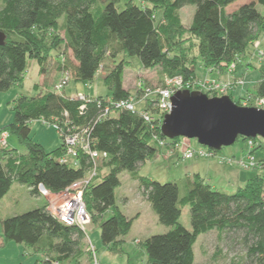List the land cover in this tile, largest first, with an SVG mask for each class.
Segmentation results:
<instances>
[{
    "label": "trees",
    "instance_id": "16d2710c",
    "mask_svg": "<svg viewBox=\"0 0 264 264\" xmlns=\"http://www.w3.org/2000/svg\"><path fill=\"white\" fill-rule=\"evenodd\" d=\"M239 1L142 0L148 5L126 3V8L121 9L120 0H1L0 32L6 38L0 45V93L23 84L29 60L40 66L41 74L53 68L61 72L66 69L72 80L84 83L95 80L107 56L114 61L122 56L104 76L109 95L95 97L115 101L135 97L124 87L125 69L132 57L141 60L146 70L161 68L162 76L169 80L180 77L184 82H196L201 79L198 64L225 73L232 63L245 61L252 43L264 34V14L257 10L258 5L264 9V0H252L229 12V6ZM188 5H195L196 9L191 24L184 25L179 12ZM159 13L161 18L157 20ZM70 53L78 64L69 63ZM259 77L252 89L256 97L263 98L264 69L259 71ZM136 96L141 98V94ZM229 96L235 101L232 93ZM82 104L65 92L52 90L38 96H20L14 101V122L0 126V136L2 132L15 135L26 151L18 153L17 149L0 146V202L14 182L28 187L33 196L41 193V187L51 195L60 194L85 177L93 166L86 155H80L77 168L62 164L64 143L46 152L31 136L32 122L43 119L62 128L88 127L93 148L108 154L100 161L98 177L83 194L91 222L101 231L102 245L122 252L124 238L133 228L134 219L116 206L115 192L126 171L138 181L140 194L151 204L159 222L172 227L169 232L142 242L146 264H197L195 245L202 234L213 231L222 237L242 235L245 258L226 264H264L262 177L254 176L234 194L214 189L198 174L183 180L182 188L177 182L162 183L142 177L137 172L139 167L153 159L161 148L154 134L167 140L163 150L175 147L183 138L169 139L158 121L155 128L145 122L139 114L141 109L158 114L151 100L138 106V113L119 110L106 118H99L101 110L96 103H88L85 111L81 110ZM207 149L220 155L219 151ZM259 149L255 146L251 152ZM103 170H107L104 175ZM185 206H190L191 231L179 223ZM47 207L48 202L21 215L6 219L0 216L3 240L26 244L44 254L45 258L35 264H81L86 256L91 257L92 263L93 251L87 253L83 248L88 234L76 226L64 225ZM109 212L110 218H105Z\"/></svg>",
    "mask_w": 264,
    "mask_h": 264
},
{
    "label": "rangeland",
    "instance_id": "374dc122",
    "mask_svg": "<svg viewBox=\"0 0 264 264\" xmlns=\"http://www.w3.org/2000/svg\"><path fill=\"white\" fill-rule=\"evenodd\" d=\"M251 1L252 0H241L237 2V4L229 6V12L236 9L238 5L240 6L243 4H248V2ZM126 3H134L135 5H141L143 7L148 5L143 3L142 0H120L118 5L121 9H125ZM195 9V5H188L181 9L179 14L184 25L191 24ZM257 10L264 14V9L261 5L257 6ZM159 18H161L160 13L157 16V20H159ZM260 54H263L262 58H260L261 56H256ZM247 55L248 60H254L255 66L258 67L259 71L264 69V34L261 37V40L252 43ZM121 57L122 56L117 57L115 61H119ZM260 59L261 61H259ZM129 60L132 63H129L128 67L125 69L126 76L124 83L126 88L130 90L131 94H135V88L137 86L136 82L140 79L145 82L146 89L150 91L162 89L166 85V78L162 76L161 68L157 67L153 70H146L143 68L141 60H139L137 57H132ZM115 61L107 56L93 82L82 83L72 80L69 83V86L65 88L64 92L72 98L78 94L92 97H107L109 95V90L104 84L103 79L107 72L113 68ZM69 63L71 65L73 63L71 56H69ZM28 65V72L25 74L26 77L23 84L20 86L15 85L7 92L0 93L1 127L7 126L8 124H12L14 122L12 106L18 97L38 96L40 93H46V90L55 91L54 82L59 78L55 72L52 73L53 76H51L50 79L49 77L47 78L46 90L38 91V89L35 88V85L38 86L43 77V74L40 73V66L37 65L34 60H29ZM253 65L254 64H252V66ZM54 66L57 67V64ZM196 69L198 76L203 79H205L208 75L211 76V78H215L216 76L214 72L210 74L208 69L202 67L200 64H198ZM147 73L150 74L147 75ZM242 77L243 76L236 77L235 81H244ZM254 93V89H252L247 94L251 98L250 102L246 103L247 105H245L244 103L246 100H244V97L241 100L240 106L258 107L256 105L257 99H263L264 97H256ZM232 96L234 100H237L239 95L232 94ZM142 106V103L139 104V108ZM259 109L264 110V108L260 107ZM30 129L32 132L31 136L34 141L42 145L46 152H52L62 145L63 141H61L59 132L54 126L49 125L45 121L39 120L32 122ZM254 139L256 147H260L257 153H255L256 151H254V153L251 152L252 157L255 159V168L245 169L244 167L240 166V161L248 160L250 157L248 155L250 152V147L247 145L246 140L239 139L231 147H223L221 149L219 154L225 155L231 159L230 161H225L224 164H234L233 167H235L236 173L241 174L244 179H238L237 174L235 177L233 175L231 178L233 180L227 179L224 176L219 178L215 175L216 177L213 178L214 181L212 184L214 189L221 192L224 191L228 194H234L241 188H244L246 183H248L251 178H254V176L256 177V175H259L264 179V140L260 137ZM190 143L192 147L199 149L200 144L197 140L192 139L190 140ZM8 144V147L17 149L18 153L26 151L25 147L18 143L17 137L13 134L9 136ZM170 149L176 150L174 147H168L167 150L159 148L154 158L140 166L137 172L140 176H147L154 181H159L162 183L177 182L182 188L183 180L189 176L191 177L193 174V170L191 168L195 166V168H197L196 170L203 171L201 168L204 166L206 167L207 159L199 158L181 161L179 164L175 165L168 159L174 156H178L179 158V151L177 153L176 150L173 156H168L167 151ZM17 152H15L16 155H19ZM188 169L190 170L189 172H187ZM106 172L107 170H103L102 175L106 174ZM102 175L100 176V179L97 180V183L100 182ZM120 182L122 184L115 192L116 206H118L122 213H125L126 216L134 219L131 232L124 238L125 243L122 246L123 251H111L102 245L100 240L101 231L98 229L99 226L96 223L91 222L87 229L89 240H91V245H93L95 248L93 252L91 251L94 260L91 263V257L86 256L81 260V264H96V262H98V264H146L147 256L145 249L142 247V242L146 241L150 236L163 234L169 232V230L172 229V227L168 228L159 222V217L153 211L151 204H149L148 200L143 198L140 194L138 181L134 180L129 172L124 171L122 173L120 176ZM47 201L48 199L44 196V194L40 193L39 195L33 196L30 193L28 187L14 182L11 186V191L1 199L0 216L3 219H6L14 215H21L25 212L34 210L36 207L44 206ZM111 213L112 212L107 213L105 218H110ZM179 223L191 231L192 225L190 206H185L183 208ZM2 234V226L0 225V264H35L38 259L43 260L45 258L44 254L35 252L33 248L28 247L26 244L24 245L14 242H5L2 238ZM241 238L242 235L240 234H225L222 237L217 231L202 234L195 245V258L197 264H226L233 260L240 261L244 259L247 250L240 242ZM83 241V248L87 253H89L88 251L92 250L90 241H88L87 237ZM95 256L97 260L96 262ZM70 264L76 263L72 262Z\"/></svg>",
    "mask_w": 264,
    "mask_h": 264
},
{
    "label": "built area",
    "instance_id": "2783aa9c",
    "mask_svg": "<svg viewBox=\"0 0 264 264\" xmlns=\"http://www.w3.org/2000/svg\"><path fill=\"white\" fill-rule=\"evenodd\" d=\"M259 44V43H258ZM263 57V54L256 55ZM64 57L62 61L64 63ZM261 61V59L259 60ZM241 63L239 59L237 62L232 63L228 66L227 73L230 75L235 74L236 66ZM208 72L211 74L214 72L213 69H208ZM62 78L54 84L55 91L59 94H63L65 88L69 86V83L72 80V74L69 70L63 69L61 72ZM137 86L135 88V94H141V98L137 96L131 97L130 99H121L119 101H115L112 98H95L92 96L87 95H76L72 99H78L83 104L81 106V110H86V105L88 103H96L97 106L100 108L101 113L99 118H106L107 115L114 111L125 110L127 112L138 113V106L139 104L151 100V104L153 103V107L157 108L158 114L152 115L150 112L146 111L145 109H141L139 114L143 116L145 122L148 125L153 126L155 128L156 122L160 123L162 126L163 120L167 113L172 111L173 103H171V99L175 93L182 90H189V91H201V92H209L211 94L217 93L220 96L229 95L230 92L234 91L236 87H240L244 85V81L237 82L235 79L232 83H224L221 81H215L210 79H198L196 82H184L180 77H176L172 79H166V85L162 89L157 90H148L146 89L145 82L140 79L136 82ZM250 97L247 95L244 100L246 103L250 102ZM153 101V102H152ZM257 108H264V98L257 99ZM67 117V114H66ZM43 120V119H41ZM45 121V120H43ZM46 122V121H45ZM47 123V122H46ZM54 126L55 129L59 132L61 137V141L64 143V152L65 154L61 157L60 162L62 164H70L71 166L77 168L80 165L78 162L80 155H86L87 158L93 162V166L88 170L86 173L87 175L77 182L71 184L67 190L60 194L51 195L49 191L45 188L41 187L40 192L44 194V196L48 199V207L51 214L58 220H60L66 226H76L79 229L83 230L85 233L88 234V227L91 224V218L88 213V209L86 207L84 201V191L89 186L90 182L98 177L99 173V164L102 159L108 157L107 153H103L97 151L93 148V143L90 140V129L88 127H67L62 128L58 123L50 124ZM11 134L8 132H2L0 136V146L8 147V138ZM155 139L159 140L158 145L161 148H165V144L167 140H160L157 134L153 136ZM247 145L250 147L249 158L248 160L240 161V166L244 167L245 169L255 168L254 164V157L251 155V151L256 146L255 139H248ZM179 151V157L184 160H194L199 158H214L217 155L209 151L206 147L201 146L198 148L192 147L189 139H183L181 142L177 143L174 147ZM174 149H170L167 151L168 156H173L176 152ZM226 156H221L220 162L230 161ZM88 241V235H86ZM92 250H95L94 246L91 245ZM96 255V254H95ZM95 256V262H96ZM98 264V262H96Z\"/></svg>",
    "mask_w": 264,
    "mask_h": 264
},
{
    "label": "water",
    "instance_id": "95a60500",
    "mask_svg": "<svg viewBox=\"0 0 264 264\" xmlns=\"http://www.w3.org/2000/svg\"><path fill=\"white\" fill-rule=\"evenodd\" d=\"M6 35L0 32V45ZM162 132L169 139H195L201 146L221 151L239 138L264 140V110L238 105L228 96L210 97L201 91H179L171 99Z\"/></svg>",
    "mask_w": 264,
    "mask_h": 264
},
{
    "label": "crops",
    "instance_id": "0c3cea01",
    "mask_svg": "<svg viewBox=\"0 0 264 264\" xmlns=\"http://www.w3.org/2000/svg\"><path fill=\"white\" fill-rule=\"evenodd\" d=\"M71 56V53H70ZM73 59V63L78 64L73 56H71ZM252 64H254L252 66ZM252 68H251V67ZM236 70H235V74L230 75L227 72L225 73H221V72H216L214 71V73L216 74L215 78H211V76H207L205 79H210V80H215V81H221L224 83H232L233 80L236 77H240L243 76L242 78L244 79V85L240 86V87H236L234 91L230 92V94L232 93L239 95L237 100H242L244 97L247 96V94L252 90V87L257 84V82L260 80L259 77V70L258 67L255 66L254 60H248L246 58V60L241 63H239L236 66ZM55 72L56 75L59 76V78L54 82V84H56L61 78V71L58 68H53L48 70V72L43 74L42 80L40 82V84L38 86L35 85V88L38 89V91L40 90H46V85H47V78L49 77V79L51 78L52 73ZM150 73H147V75H149ZM126 76V75H125ZM201 78V77H199ZM124 87L126 88V85H124ZM127 89V88H126ZM47 92V90L45 91ZM229 96V95H228ZM235 100V101H237ZM221 156H225V155H218L214 158H203V159H207V164L206 167L204 166L203 168H201L203 171H198L196 170L197 168L192 167L191 169L193 170V174L191 177L195 176L196 174L201 175L205 180H207L209 182L210 185L213 184L214 181V177H219L222 178V176L226 177L227 179H231L234 175V177L237 174V178L240 180H243L244 177H242L241 174L236 173V169L235 167H233V165H226L224 164V162L221 161L220 163V158ZM172 159V160H171ZM171 159H168L170 161H172L173 164L177 165L179 164L181 161H184L182 159H179L178 156H174ZM215 162V163H214ZM214 163V165H213ZM223 166V167H222ZM190 170L188 169L187 172H189ZM216 175V176H215ZM233 180V179H231Z\"/></svg>",
    "mask_w": 264,
    "mask_h": 264
}]
</instances>
